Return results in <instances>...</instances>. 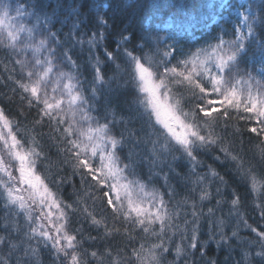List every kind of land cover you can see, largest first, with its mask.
Wrapping results in <instances>:
<instances>
[{
    "label": "snow or ice",
    "instance_id": "6c2138e0",
    "mask_svg": "<svg viewBox=\"0 0 264 264\" xmlns=\"http://www.w3.org/2000/svg\"><path fill=\"white\" fill-rule=\"evenodd\" d=\"M137 8L147 9L138 28L120 15ZM209 20H215L211 30L189 43V34L208 28ZM0 49L12 65H5L7 79L0 78L11 95L0 91V102L11 104L19 95L25 119L24 107L36 110L28 128L0 106V200L8 210L0 245L9 256L22 251L16 264H30L41 244L51 245L57 264H197L195 252L203 261L210 242L228 249L229 260L239 249L234 264H264V229L244 218L242 197L233 191L223 199L221 186L228 182L211 165L203 175L197 172L200 155L218 148L223 158L213 159L234 166L254 198L253 212L264 220V0H0ZM45 120L62 165L88 185L85 195L94 206L99 201V212L81 197L75 207L65 202L53 188L64 178L50 182L41 170L42 163L51 164L35 134ZM233 120L255 135L258 159L253 151L245 160L217 131L231 126V135H242ZM179 160L188 165L181 179L199 195L170 208L176 193L169 175L180 176L174 167ZM161 173L167 201L152 186ZM209 176L219 182L215 196L221 199L205 212L204 202L214 198L205 183ZM225 204L237 220L230 233L216 215ZM77 212L97 236L71 227L70 213ZM20 216L23 224L13 219ZM202 220L208 221L203 241ZM241 224L251 238L240 236ZM117 236L127 243L113 248ZM97 240L105 242L103 251H81L86 241ZM128 244L130 253L121 256ZM173 250L175 259L167 261Z\"/></svg>",
    "mask_w": 264,
    "mask_h": 264
},
{
    "label": "trees",
    "instance_id": "16d2710c",
    "mask_svg": "<svg viewBox=\"0 0 264 264\" xmlns=\"http://www.w3.org/2000/svg\"><path fill=\"white\" fill-rule=\"evenodd\" d=\"M134 0H125V4L133 3ZM150 2V0H149ZM167 2V0H166ZM177 3H183V0H175ZM197 4H200L202 0H195ZM147 9L137 8L133 11H130L129 13H121L120 15L126 16L127 22L130 24H133L135 27H139L142 22V17L146 14ZM214 23L208 25V28L201 29L200 27H197L195 29L196 35L189 34L188 36V42L189 43H195L198 40H201L200 33L203 31L204 33H207L211 30ZM163 35V32L161 33ZM5 65L8 66V68H11V64L8 62L4 52L2 49H0V78L7 79V72L5 71ZM0 91L8 92L9 95H11L9 89L0 87ZM0 106H3L8 111L9 115L13 117V119H19L21 121L22 125H26L28 128L32 127V120L36 115V110L32 109L29 110L26 107H24V112L27 115V119L19 115L20 108H21V102L19 100V95L15 96L13 98V102L9 104L7 101L0 102ZM30 113V114H29ZM95 115V113H94ZM230 125H237L242 130V135H231L233 133L234 129L230 126L228 128L227 133L223 131L222 128H218L217 131L220 132L222 135H225L230 143V147L234 152L239 153L242 157H244L245 160H249L252 158V153L255 151L257 153V159L259 154V148L255 147L257 144V140L254 134L247 133L246 128L247 125H245L242 121H230ZM35 134L37 135V138L40 142V145L44 148V151L46 155L49 156L51 164L48 168H45V163H42L40 165L41 170L50 177V182L52 178L56 176H60L64 178V183H62L59 186H56L53 184V188L55 191L58 192V195L61 199H63L67 203H72L74 207L76 206L75 202L77 201L78 197L83 198V200L87 203L88 207L92 211L99 212L100 211V203L97 200L95 203V206L93 205V202L85 193L89 192L88 185L85 184L83 187L81 186V178L78 175L72 174V168L68 165H62L63 156H58L57 152L58 149L50 139V136L52 135L51 129L48 126V121L45 120L44 125L42 127H37L35 129ZM43 134V135H42ZM29 136L32 135V133L28 134ZM251 139V142H249ZM243 141V144L241 143ZM148 147H151L149 145ZM126 152V150H125ZM221 155L223 158V154L219 153L218 148L216 151L209 153H202L199 157V159L203 162L202 167H198L197 172L199 175H203L208 170V166L211 165L212 168H214L220 175H223L228 182L227 188L222 187V191L224 192L223 199L230 200V193L233 191H236L239 193V195L242 197V203L240 206V212L244 216L245 219L248 220V223L253 226L257 227L258 229H264V220H262L259 216L258 212H253V197L249 196L248 191L244 183L241 181V179L235 174L234 166L230 162L221 163L220 161H216L213 159L215 155ZM171 157H169V160ZM61 167L63 170L61 171ZM174 167L176 168V171L180 173V176L177 177L175 173H171L169 175V184H171L175 188V195L171 198L170 208L174 207L177 202L182 201L186 196H196L198 198L199 195V188H197V191L195 193L192 192V184L191 183H185L181 178L185 176V174L188 171V165L186 160H179L174 164ZM157 171H159L157 169ZM164 172H167V167L164 168ZM142 172V178L146 179L148 174V166L145 164L141 168ZM163 173H161L160 176H156L153 178L152 186H155L160 189V191L165 193V200H169V197L167 196L168 189L164 187V181L162 179ZM205 183H211V191L214 194V198L209 203L208 201H205L203 204L204 211H207L208 207H211L215 205L217 199H221L219 196H215L216 192V186L219 183L218 181H213L212 178L209 176V178L205 181ZM261 192H264V187L261 188ZM257 203L259 201H256ZM228 208L229 205L225 204L223 206L222 211H217L216 215L221 216L225 219V221L229 224L226 231L230 233L232 230H234V227L237 225V220L235 217H229L228 215ZM110 213V209L108 210ZM183 217V212L181 213ZM71 218V227L73 229L76 228H82L83 233L85 236L89 235V233L92 236H97V230L95 228L90 227V225L83 219V215L80 212H77L75 214L70 213ZM99 218V217H98ZM8 219V210L5 208L4 202L0 200V235H4L5 232L3 231V225L5 221ZM13 219H19L20 223L23 224L24 220L22 216L20 217H13ZM109 224L112 223L111 216L109 215ZM9 223L11 220L8 221ZM182 222V220H181ZM202 227H201V236L200 239L203 241L207 237L208 232V221L202 220ZM117 227H120V224L116 225ZM240 230V236L248 239L251 238V235L247 229L243 227V225H239ZM121 232H123V229L121 228ZM100 233H103V228L100 229ZM219 239V237H217ZM140 242V236H137V241L135 246L139 247ZM151 242V241H150ZM176 243H179V237L176 238ZM113 248L116 247L117 244H120L123 246L127 241L122 236H117L115 240L111 241ZM105 246V242H101L97 240L96 242L92 241H86L83 245L84 249H87V251L90 253L93 250L96 251H103V248ZM131 244H128L127 252H122L121 256H127L128 253L131 251ZM239 252L240 250L237 249L236 251L231 253V259H228V249L223 247H218L215 242H210V244L207 247V254L204 257V260H200V253L199 251L195 252V260L197 264H204V261H211L215 260L216 264H234V262L239 259ZM23 253L18 252L14 253L13 255L9 256L8 249L2 245H0V261H8L9 264H16L17 258L21 256ZM113 256H116V252L113 251ZM30 264H57L56 258L51 250V245H49L47 248H45L42 244L39 245L38 253L35 257H29ZM61 261L63 260V257L60 258ZM91 259V257H89ZM175 259V253L173 250V253L171 255L167 256V261H172ZM190 260L192 257L189 258ZM93 264H96L95 261H93ZM180 264H184V261L181 260Z\"/></svg>",
    "mask_w": 264,
    "mask_h": 264
},
{
    "label": "rangeland",
    "instance_id": "374dc122",
    "mask_svg": "<svg viewBox=\"0 0 264 264\" xmlns=\"http://www.w3.org/2000/svg\"><path fill=\"white\" fill-rule=\"evenodd\" d=\"M223 2H224V3H227L228 0H223ZM241 2H243V0H241ZM215 19L218 20L219 17L217 16V17H215ZM225 19H227V17H225ZM212 23H215V20H209V25L212 24ZM163 34H164V33H163ZM190 34H191V33H190Z\"/></svg>",
    "mask_w": 264,
    "mask_h": 264
}]
</instances>
